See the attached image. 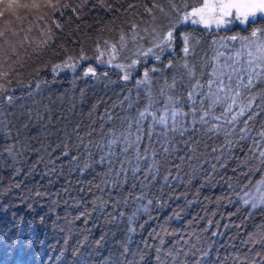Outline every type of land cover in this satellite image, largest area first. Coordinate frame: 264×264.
<instances>
[{"label": "trees", "instance_id": "obj_1", "mask_svg": "<svg viewBox=\"0 0 264 264\" xmlns=\"http://www.w3.org/2000/svg\"><path fill=\"white\" fill-rule=\"evenodd\" d=\"M20 2L38 7L10 12L0 3V264H197L202 242L217 226L207 264L251 263L264 212L229 202L264 164L248 155L251 141L223 140L194 126L165 152L161 128L140 112L207 111L223 123L231 119L238 109L208 108L205 85L214 79L216 48L227 36L264 28V18L214 29L181 22L201 0ZM169 30L172 43L161 52L156 45ZM89 68L95 76L85 75ZM198 83L194 103L188 96ZM257 98L264 105V92ZM250 124L258 135L263 114ZM228 143L231 153L216 168L214 156ZM166 169L180 181L163 185ZM139 187L154 203L127 243L119 221ZM160 201L169 208L157 210ZM172 210L179 212L177 226L170 223Z\"/></svg>", "mask_w": 264, "mask_h": 264}, {"label": "rangeland", "instance_id": "obj_2", "mask_svg": "<svg viewBox=\"0 0 264 264\" xmlns=\"http://www.w3.org/2000/svg\"><path fill=\"white\" fill-rule=\"evenodd\" d=\"M204 0H201L200 4L196 7H199L202 5ZM190 11V10H189ZM183 17V16H182ZM264 18V16L258 15L257 19ZM232 22L229 24H226L221 27H217L216 25H210L208 28H232L239 26L241 28H244L248 23L241 24L238 20H235L234 17L229 18ZM250 19L249 22H254ZM181 22L186 25H196L200 27H204L202 24H193L191 23V20L184 22L181 18ZM257 28V27H255ZM243 36H250L248 35H242ZM227 36L223 38L222 42L220 41L218 44V47L216 48L215 52V64L214 67L217 72L216 75L219 76L221 74V71L225 69L226 65H233L234 67L238 69H243L246 67L245 61L248 59L247 56V49L244 48L242 42L240 40H230ZM239 52V55L237 53ZM193 58V56H191ZM234 61H239V63H235ZM212 68V71H213ZM182 69V68H180ZM180 73L183 75V69L180 71ZM179 74V72H178ZM229 74H232L231 67L227 68L225 71V74L223 75V79L225 81V84L229 83L227 76ZM241 75H244L243 72L240 73ZM214 77V76H213ZM215 79V77H214ZM244 82H247V76L244 75ZM233 85L236 84V76L233 75V79L231 81ZM205 85V89L208 91L207 99L211 101L213 99L211 93L214 89H216V85L213 84L211 92L208 89V82ZM261 85L257 84L255 87H253L250 91L241 89V92L243 95L238 96L236 98V103L233 104L232 108L238 109L237 112L240 110V107L244 105L245 100L251 95H255L256 98L262 97V92L260 91ZM226 91V90H225ZM250 93V94H249ZM220 97L225 96V92L219 93ZM252 100V106L250 109L246 111V116H244L242 119L237 118V120L233 121L232 123H228L226 121L225 123L221 122L219 117L217 116H211L209 114L205 115V112H202L199 115L192 114L191 116H185L184 113L175 110V109H163L159 113L150 115L153 119V121L161 128V136L163 139V143L165 144V147L167 146V149L165 152H171L172 151V145L171 142L176 137H183L188 136L190 131L193 129L194 126H196L203 134H210L215 132L219 135L220 138L223 140H226L228 138H231L232 136H237L242 139H248L251 141V145L248 150V155L252 156L256 160L264 159L260 157L259 153L261 151H264V137H261L259 134L256 135L252 128H251V120L254 118V116L258 113L263 114L264 116V105L260 100L257 99ZM231 103L230 100H222L221 103L214 104L217 107H227V104ZM248 103V102H247ZM177 112L178 114L173 118L172 112ZM161 116L165 117V123L162 125L158 123V120ZM201 116L204 117L203 121L201 120ZM249 116H252V119H249ZM155 117V118H154ZM215 117V118H214ZM264 131V130H262ZM183 135V136H182ZM223 149L217 150L215 156H214V164L213 166L216 167L222 165L224 162H226V159L231 153V145L225 144L223 146ZM146 171L150 174H156V169L153 167V165H146L145 166ZM218 168V167H216ZM215 169V168H214ZM213 169V170H214ZM258 177L254 179L252 182L245 184L239 188L236 189L232 201L235 204V206H238L239 208L246 209L248 212L252 213L256 210H261L264 212V201L261 200V197L264 196V184H261L260 181L264 180V164L260 167L258 172ZM178 177V178H177ZM180 181V175L179 173L172 172L170 169H166L161 173L160 176V182L165 185L166 183H177ZM259 188V191L257 190ZM230 199V200H231ZM248 200L249 203L245 204L244 201ZM226 203H229L225 201ZM256 203L258 206L256 208H253L251 205L252 203ZM154 201L152 200L151 196L148 195L147 190L144 188L138 189V191L135 193L133 197V202L130 208V211L127 216L122 218L119 221V227L122 229L126 242H130L132 239H134L137 236L138 231V219L140 217H144V221L147 222L151 215H149V210L152 208ZM155 207L157 210H163L168 209V203L163 202H157L155 204ZM133 213H135V218L133 221H129V217L133 216ZM180 218H179V212L177 210H172L170 213V223L173 226H177L179 224ZM263 225H264V215H263ZM134 227V232H129V227ZM222 226L215 227V231H211L207 237H205L204 241L201 245V253L199 258V264H207L208 259L210 256V253L212 251L213 244L216 240V236L219 235V231ZM261 237H264V231ZM249 264H264V241L260 239L258 243V247L256 250V256L254 260Z\"/></svg>", "mask_w": 264, "mask_h": 264}, {"label": "snow or ice", "instance_id": "obj_3", "mask_svg": "<svg viewBox=\"0 0 264 264\" xmlns=\"http://www.w3.org/2000/svg\"><path fill=\"white\" fill-rule=\"evenodd\" d=\"M0 3H5L6 10L13 11L18 8H28V7H38L37 4L33 3L31 5L27 3H21L20 0H0ZM53 5L49 4V7H52ZM67 7V5H64ZM155 7V5H154ZM184 8H187L188 5L184 4ZM173 11H178V6L176 4H172ZM161 11L163 9L161 8ZM2 15V13H0ZM264 16V0H204L203 4L199 7H192L190 11H186L183 13L182 20L184 22H187L191 20V23L193 24H202L205 28L210 27V25H216L217 27L224 26L226 24L231 23L232 21L229 19L230 17H234L235 20H238L241 24H246L251 20H255L257 16ZM133 28L136 27V25L132 26ZM155 31V29H153ZM0 35H3V32H0ZM121 41H123L125 38L124 36H121ZM185 46L183 48V51L185 54H188L189 52V38L188 36H185L184 38ZM228 39L236 41L240 40L244 46V48L247 49V56L248 59L245 61L246 67L243 69H238L234 67L233 65H226L225 69L221 71V74L219 76L216 75L217 70L213 68V71L211 73L212 76L215 77V79H210L208 81V89L211 92L213 84L216 85V91L214 93H211L213 99H211V103L209 104L208 108L209 111L211 110L212 104H218L221 103L222 100H230L231 103L227 104L226 111L230 112L232 109L233 104L236 103V98L238 96L243 95L241 92V89L250 91L253 87H255L257 84H260L262 87L260 89L261 92H264V28H253L251 31L250 36H231L228 37ZM173 40V31L169 30L166 34V36L161 40L160 43L156 45L157 48H160L161 52H163L165 49L162 45L168 44L171 45ZM115 50V49H114ZM152 52V49L149 48L148 52L144 53L145 56H147L149 53ZM239 55V52L237 53ZM85 57L81 56V59H84ZM71 59V57L69 58ZM113 59H115V56H113ZM156 59L159 60L160 56L157 55ZM137 61L133 60L132 64H136ZM235 63H239V61H234ZM65 67H74V65H69L67 62H65ZM119 66V65H118ZM56 68H59L60 65H56ZM167 67H171V63L167 65ZM185 68H188V65H184ZM231 67L232 74H229L227 76V79L229 83L225 84L224 79L222 78L225 74V71L227 68ZM155 71V69H153ZM189 74L191 75L192 70L188 69ZM243 72L244 75L247 76V82H244V75H241L240 73ZM91 73L93 76H95V72L92 68H89L85 75H88ZM5 75H7L5 73ZM145 77L147 78L148 73L145 72ZM233 75L236 76V84L233 85L231 83L233 79ZM123 79L127 80L128 76L125 75ZM145 81H137L138 84L145 83ZM175 84V81L173 82V85H169L168 87L171 88ZM202 87L199 85V83L193 87V90L189 93L188 99L192 100L195 103V96H196V88ZM3 89V85H0V90ZM226 90V91H225ZM225 92V96L222 98L220 97L219 93ZM164 94V90L161 89V95ZM200 95H203V93H200ZM256 98L255 95H253L247 104L240 107V110L238 113L232 116L231 120L228 121V123H232L233 121L237 120L239 116H243L245 112L251 108L252 106V100ZM171 100V97H169ZM151 107V105H149ZM167 107V105H166ZM177 112H172L173 118L177 115ZM208 112H205V115H207ZM146 115H152V113L148 112V108H145L144 111L140 112V117L144 118ZM155 118V117H154ZM215 118V117H214ZM204 117L201 116V120L203 121ZM249 119H252V116H249ZM158 123L164 124L165 123V117L161 116L158 120ZM261 137H264V131H261L259 133ZM260 157L264 158V151H261L259 153ZM264 162V161H262ZM261 184H264V180L260 181ZM259 191V188L257 189ZM261 200L264 201V196L261 197ZM245 204H248L249 201L245 200ZM253 208H256L258 205L256 203H252L251 205ZM135 218V213H133L132 217H129V221L131 224V221H133ZM134 227H129V232H134ZM261 240L264 241V237H261ZM99 243V241L97 242ZM161 244H163V241H161ZM127 249H125L126 251ZM157 252H160V249H157ZM159 260V256L157 257ZM197 264H199V261H197Z\"/></svg>", "mask_w": 264, "mask_h": 264}]
</instances>
